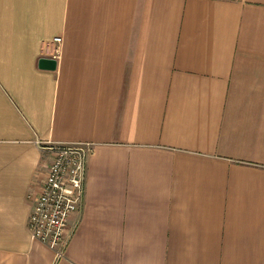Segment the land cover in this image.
Wrapping results in <instances>:
<instances>
[{
    "label": "crops",
    "instance_id": "crops-1",
    "mask_svg": "<svg viewBox=\"0 0 264 264\" xmlns=\"http://www.w3.org/2000/svg\"><path fill=\"white\" fill-rule=\"evenodd\" d=\"M54 145L89 149L60 258ZM0 264H264V0H0Z\"/></svg>",
    "mask_w": 264,
    "mask_h": 264
},
{
    "label": "built area",
    "instance_id": "built-area-1",
    "mask_svg": "<svg viewBox=\"0 0 264 264\" xmlns=\"http://www.w3.org/2000/svg\"><path fill=\"white\" fill-rule=\"evenodd\" d=\"M60 43V37L52 40L51 59L55 61ZM47 150L52 154L51 162L41 191L34 198L27 228L32 240L60 258L68 242L70 217L82 202L89 149L83 145H54Z\"/></svg>",
    "mask_w": 264,
    "mask_h": 264
},
{
    "label": "water",
    "instance_id": "water-1",
    "mask_svg": "<svg viewBox=\"0 0 264 264\" xmlns=\"http://www.w3.org/2000/svg\"><path fill=\"white\" fill-rule=\"evenodd\" d=\"M38 67L41 70L54 71L56 69V61L50 58H42L38 62Z\"/></svg>",
    "mask_w": 264,
    "mask_h": 264
}]
</instances>
